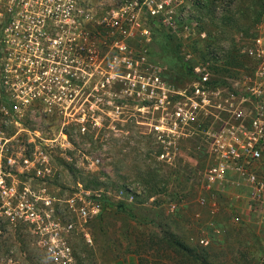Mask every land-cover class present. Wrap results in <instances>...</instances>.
I'll return each instance as SVG.
<instances>
[{
	"label": "built area",
	"instance_id": "obj_1",
	"mask_svg": "<svg viewBox=\"0 0 264 264\" xmlns=\"http://www.w3.org/2000/svg\"><path fill=\"white\" fill-rule=\"evenodd\" d=\"M204 1L145 3L152 17L162 13V21L172 22L175 28L168 35L188 69L187 80L180 84L171 75L179 61L175 65L151 60L144 47L151 42V35L147 30L134 29L133 15H126L125 23L114 18L112 28L105 31L112 39L109 50L102 52V23L97 21L100 17L88 13L89 0H0L1 228L18 229V219L35 224L37 229L43 224L31 205L25 212L20 207L18 211V166L46 163L35 153L31 157L23 148L18 150V131L31 133L26 128L18 130V119L43 105L49 117L62 116L63 126L72 121L84 132L86 114L82 106L76 109L75 103L85 101V71L97 65L99 75L103 71L109 74L99 78L101 87L113 77L128 81L120 93H112L111 101L125 102L131 111H116V115H127L131 123H136V115L144 119L158 162L172 166L182 141L202 140L207 162L198 173L201 192L195 202L200 209L216 215L222 197L239 199L245 194L249 215L264 230V11L255 25L238 33L232 49L220 51L210 46L198 59L192 45L198 39L206 41V31L199 32V21L189 20L187 10L180 14L173 10ZM249 1L264 7V0ZM96 29L101 32L96 34ZM75 32L80 34L73 35ZM139 34L144 41L134 47ZM71 37L81 40L71 43ZM86 38L90 43L98 39L99 47L87 44ZM232 58L237 62H231ZM106 59L109 61L103 68ZM97 163L91 161L89 166L96 167ZM36 171L41 172L39 168ZM141 195L135 185H128L117 197L133 203ZM166 208L168 214L177 211L174 203ZM99 212L97 205L83 200L77 214L86 221ZM74 229L69 221L62 227L53 223V235L41 241L53 259L71 261L63 234ZM199 242L208 246L210 239L203 236ZM0 264L18 261L3 257Z\"/></svg>",
	"mask_w": 264,
	"mask_h": 264
},
{
	"label": "rangeland",
	"instance_id": "obj_2",
	"mask_svg": "<svg viewBox=\"0 0 264 264\" xmlns=\"http://www.w3.org/2000/svg\"><path fill=\"white\" fill-rule=\"evenodd\" d=\"M147 1L89 0L88 13L100 17L97 21L102 23V52L109 50L112 39L105 31L112 28L114 18L125 23L126 15H133L134 29L147 30L151 35V42L144 46L149 58L172 64L175 44L166 36L175 28L172 22L162 21V13L152 17ZM204 2L173 12L187 10L189 20L199 21V30L209 34L211 47L232 49L238 33L252 23L244 16L252 15L253 7L245 0ZM68 39L71 43L81 40ZM140 41L144 40L139 34L134 47H140ZM86 43L99 47L98 39L93 43L87 39ZM195 55L199 59L203 54ZM108 61L104 60L101 67L105 68ZM88 69L85 101L75 103L76 109L82 106L86 114L84 132L72 121L63 126L62 116L49 117L43 105L18 119V130L31 132L18 131V150L23 148L31 157L46 159L41 166H18V211L20 207L25 212L31 205L43 224L37 229L35 224L18 219V229L0 227V260L10 257L18 264H111L116 241L125 239L130 244L126 249L145 259H159L161 264H198L192 256L206 264H264V230L249 215L245 194L239 199L222 197L216 215L197 206L195 200L201 192L198 173L207 162L202 140L182 141L172 166L158 162L144 119L136 115V123H131L127 115H116V111H131L125 102L111 101L112 93H120L128 81L113 77L101 87L99 78L109 74L103 71L99 75L97 65ZM173 71L171 75L178 83L187 80L179 65ZM94 160H98L96 167L89 166ZM128 185H135L142 193L133 203L117 197ZM83 200L97 205L99 214L86 221L79 218ZM170 203L177 205L174 214L166 211ZM68 221L75 226L63 234L70 249L69 262L53 259L41 242L53 235V223L62 227ZM203 236L210 239L208 246L200 244Z\"/></svg>",
	"mask_w": 264,
	"mask_h": 264
},
{
	"label": "trees",
	"instance_id": "obj_3",
	"mask_svg": "<svg viewBox=\"0 0 264 264\" xmlns=\"http://www.w3.org/2000/svg\"><path fill=\"white\" fill-rule=\"evenodd\" d=\"M207 1H209V0H207ZM245 2L246 3H248L251 7H253V14L252 15H246V16H244V19L245 20H247V21H249V22H251L252 21V23H250L251 25L249 26V29L253 26V25H255L258 21H259V19H260V16H261V13H262V11H264V7H262L261 5H259V4H257V3H254L253 1L251 2V1H249V0H245ZM248 22V23H249ZM200 29V28H199ZM201 31H204V30H199V32H201ZM207 33V32H206ZM166 37H168V40L169 41H172V37L171 36H169V35H167ZM210 42H211V39H210V36H209V34H207V39H206V41H202L201 39H198V40H196V41H194L193 42V45H192V48H193V51H194V53H196V52H198V53H201V54H203L202 55V58L205 56L204 54V51H206V48H208V47H210ZM199 45H201V46H199ZM200 47V48H199ZM177 47L175 46L174 47V53H173V62L172 63H175V65H177L178 63V61H179V64L181 63V65H183L182 64V62H181V60L179 59V57L177 56ZM230 57H231V55H230ZM235 62H237V60H235L234 58H232L231 59V62H233V63H235ZM178 64V65H179ZM180 66V65H179ZM181 69H182V71L183 72H185V71H188V69H187V67L185 66V65H183L182 67H181ZM192 258L198 263V264H206L203 260H199L198 258H196L195 256H192Z\"/></svg>",
	"mask_w": 264,
	"mask_h": 264
},
{
	"label": "crops",
	"instance_id": "obj_4",
	"mask_svg": "<svg viewBox=\"0 0 264 264\" xmlns=\"http://www.w3.org/2000/svg\"><path fill=\"white\" fill-rule=\"evenodd\" d=\"M116 247L113 249V259L111 264H142L148 262L151 264L152 262L160 263L161 260L159 259H145L143 255L141 256L133 249L128 250L127 247H130L128 240L119 239L116 241ZM161 264V263H160Z\"/></svg>",
	"mask_w": 264,
	"mask_h": 264
},
{
	"label": "flooded vegetation",
	"instance_id": "obj_5",
	"mask_svg": "<svg viewBox=\"0 0 264 264\" xmlns=\"http://www.w3.org/2000/svg\"><path fill=\"white\" fill-rule=\"evenodd\" d=\"M96 30H97L96 34H97L98 32H101V30H100V29H99V30H98V29H96ZM79 34H80V33H76V32H75V33H73V35H79Z\"/></svg>",
	"mask_w": 264,
	"mask_h": 264
}]
</instances>
